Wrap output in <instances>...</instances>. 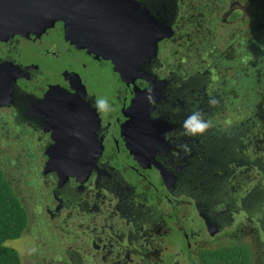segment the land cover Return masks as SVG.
<instances>
[{
    "label": "flooded vegetation",
    "instance_id": "flooded-vegetation-1",
    "mask_svg": "<svg viewBox=\"0 0 264 264\" xmlns=\"http://www.w3.org/2000/svg\"><path fill=\"white\" fill-rule=\"evenodd\" d=\"M136 1L174 33L159 42L150 65L156 82H164L154 103L142 98V104H133L135 86L140 94L151 79L122 80L109 59L67 40L61 21L40 35L0 41L9 90L0 99V141L9 143L13 128L24 129L13 139L26 140L25 152L8 158L18 168L28 159L27 190L34 203L27 227L36 224L29 242L35 239L50 252L44 264H244L243 244L251 251L248 264H264V191L258 181L243 189L247 180L236 173L242 163L258 165L247 149L254 141L245 137L244 145L240 132H223L241 123L240 104L237 109L228 104L214 86L216 67L205 63L216 49L212 43L209 50L205 33L214 31L217 19L233 22L251 7L244 37L256 38L258 0ZM235 41L220 55L238 50L242 43ZM15 66L22 71L18 77ZM52 88L53 103L42 110ZM97 97H107L115 110L101 114L94 107ZM210 97L218 106H209ZM65 99L70 104H62ZM197 109L217 127L203 136L181 135L185 118ZM225 109L234 115L224 116ZM64 114L75 126L64 131L67 137L75 134L81 143L95 139L102 148L86 178L69 176L59 183L57 173L44 167L47 149L61 131L56 118ZM185 143L190 152L178 147Z\"/></svg>",
    "mask_w": 264,
    "mask_h": 264
},
{
    "label": "water",
    "instance_id": "water-1",
    "mask_svg": "<svg viewBox=\"0 0 264 264\" xmlns=\"http://www.w3.org/2000/svg\"><path fill=\"white\" fill-rule=\"evenodd\" d=\"M56 21L63 22L65 38L71 43L109 59L113 70L122 80L127 83L134 82L136 78L153 81L140 94L135 86V106L143 103L142 98H146L149 90L152 95L159 93L164 82H156L151 75L150 65L157 58L159 42L172 37L174 33L172 27L149 8L136 0H0V41H7L15 35H40ZM0 69H3L0 73L1 99L7 97L9 90L8 80L3 77L5 67L1 66ZM21 73L19 67L13 68L14 76L18 77ZM14 76L13 80L17 78ZM54 94L55 88H52L48 92V99L41 103L42 110L50 109ZM64 103L68 105L70 101L62 100ZM56 120L63 121L56 125L62 132H57L55 143L47 149L44 172H56L59 183L69 176L84 179L93 168L102 144L95 139L81 143L75 134L67 137L64 131L75 127L68 123L69 120L73 122V117L64 114ZM52 122L57 124L53 119ZM54 126H48L47 130ZM80 144L82 147H77Z\"/></svg>",
    "mask_w": 264,
    "mask_h": 264
},
{
    "label": "trees",
    "instance_id": "trees-1",
    "mask_svg": "<svg viewBox=\"0 0 264 264\" xmlns=\"http://www.w3.org/2000/svg\"><path fill=\"white\" fill-rule=\"evenodd\" d=\"M258 24V27H264L261 17L258 19ZM261 29L263 32L252 41L244 36L238 39L242 43L239 51L234 49L225 55H220L215 49L210 57L211 65L216 67V77H218L214 86L220 87L233 109H237L240 104L241 123L234 128H226L223 132L236 130L241 133L242 140L250 137V140L254 141L253 146L264 142V28ZM210 33H205V43L210 44L209 50H212L213 40ZM246 57L251 59L245 62ZM223 66L230 67L231 74L220 73L223 72L221 70ZM234 88L236 90L232 91ZM253 151L254 157H257L258 170H263L264 173V153L263 156L257 155L255 147ZM258 184L259 189L262 188L264 191V181L260 179ZM27 223L25 206L17 196L6 173L0 170V264H22L18 250L6 245L5 242L20 238L27 228ZM242 249L244 264H248L251 261L250 248L243 244Z\"/></svg>",
    "mask_w": 264,
    "mask_h": 264
},
{
    "label": "rangeland",
    "instance_id": "rangeland-1",
    "mask_svg": "<svg viewBox=\"0 0 264 264\" xmlns=\"http://www.w3.org/2000/svg\"><path fill=\"white\" fill-rule=\"evenodd\" d=\"M257 8H258V16L264 17V0H258L257 2ZM253 9L251 7H247L246 14L240 18H238L235 21H231L230 23H224L220 22L217 19V25L214 27V31L210 34L212 35V40L214 47L217 49L219 54H222V51L224 50H230L228 47L230 45H236V41L240 37L245 35V32L247 31V23H244L245 19L250 18V12ZM240 19V20H239ZM259 29L256 32V35H260L263 31L264 27H258ZM233 33H235L236 38H230V36H233ZM193 56V55H192ZM195 56H198L197 53H195ZM199 57V56H198ZM195 58V57H194ZM210 60H205V63L208 64L211 62ZM223 72L220 73H226L231 74L230 67H224L221 69ZM221 76V75H220ZM241 107H243V100H241ZM228 115L233 116L234 112L230 111L228 109L223 110L224 116ZM245 114V113H244ZM15 131L11 133V136H8L9 143L5 144L3 141H0V170L4 171L6 173V176L8 180L12 183V186L17 194V196L21 199L23 205L25 206V209L27 211L28 215V221L32 219V209L31 204L33 205L34 200L29 199L30 191L29 188L27 190V163L28 159H24L22 166L20 168L16 167L14 164V161L9 160L8 157H15L19 155H23L25 152V149L27 148L26 140L21 137L18 140H14L13 137L18 135L21 132L24 131V129H17L13 128ZM243 144H247V140L243 141ZM250 147V148H249ZM255 147L257 155H261L264 153V142H260L257 146H248L247 149L249 151V154L251 155V159L254 160V155L252 153V148ZM24 165V166H23ZM247 168V169H246ZM236 173H240V176L242 179H246V186L243 187V189L250 188L256 181L260 180L264 181V173L259 171L257 169V166L255 164H249L248 166L242 163L240 166H237ZM262 208L264 209V199L262 201ZM30 213V214H29ZM259 212H254L253 216L257 217ZM244 220V219H243ZM36 224L33 222L28 225L27 229L24 231L22 236L17 239H10L5 242L6 245L11 246L18 250L22 264H38V263H47L50 257V252L44 248L43 244L38 243L35 239H31L29 242V238L33 236L32 228H35ZM38 236L41 237L40 241L42 242L44 239L42 238V234L40 235V232L36 233ZM35 234V235H36ZM50 241L54 242L53 245L55 247H58V243L55 238L51 237Z\"/></svg>",
    "mask_w": 264,
    "mask_h": 264
},
{
    "label": "clouds",
    "instance_id": "clouds-1",
    "mask_svg": "<svg viewBox=\"0 0 264 264\" xmlns=\"http://www.w3.org/2000/svg\"><path fill=\"white\" fill-rule=\"evenodd\" d=\"M247 59H251V57H246L245 62ZM213 79H217L218 77L215 76L213 73ZM146 98L149 100L150 103H154V96L151 94V90L146 94ZM208 104L210 107H216L219 104V101L214 98L210 97L208 100ZM94 107L97 108V110L103 114L108 115L115 109L109 104L107 97H97L94 101ZM227 124H231V121H227ZM217 125L215 121L212 119V117L208 116L203 110H194L191 112L184 120L182 128L183 131L181 135L188 136V137H197V136H203L208 131L216 128ZM170 134L166 133L165 137L168 138ZM182 150H184L186 153L190 152V147L188 144H181L178 145Z\"/></svg>",
    "mask_w": 264,
    "mask_h": 264
}]
</instances>
